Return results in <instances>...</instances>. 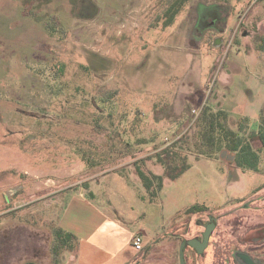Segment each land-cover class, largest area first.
<instances>
[{
  "label": "rangeland",
  "instance_id": "1",
  "mask_svg": "<svg viewBox=\"0 0 264 264\" xmlns=\"http://www.w3.org/2000/svg\"><path fill=\"white\" fill-rule=\"evenodd\" d=\"M174 1L0 0V264L68 262L73 241L54 250L43 221L103 172L145 194L117 197L145 213V246L167 236L141 264H178L180 239H201L209 217L208 245L186 248V264H247L241 254L264 264V150L249 128L264 122V0H188L163 27ZM206 110L249 141L255 170L237 166L223 137L203 140ZM168 146L189 169L146 190L136 171L163 176L155 155ZM194 205L205 210L186 214Z\"/></svg>",
  "mask_w": 264,
  "mask_h": 264
},
{
  "label": "crops",
  "instance_id": "2",
  "mask_svg": "<svg viewBox=\"0 0 264 264\" xmlns=\"http://www.w3.org/2000/svg\"><path fill=\"white\" fill-rule=\"evenodd\" d=\"M224 31V26L216 30L218 36L212 39L213 48L222 50L223 39L219 34ZM254 123L249 125L251 130H256L251 135H256L259 129V125L258 129H255ZM94 172L95 167L87 171L89 174ZM81 182L84 185L63 193L64 206L62 205L63 210L57 225L59 229L75 236L77 243L71 259L60 264H141L147 260L151 244L161 246L165 243L167 236L161 235L159 238L152 237L150 244L145 246L147 234L139 222L140 219H145V213L137 212L133 207L122 209L118 202V196L123 194L128 199L134 189L140 191L139 195L134 192L135 195L144 199L145 194L137 188L139 185L133 189L115 172H103L98 178L91 176ZM135 232L140 233L142 237L140 251H136L131 243ZM145 247L148 249L145 250ZM169 257L172 258L171 251L168 253V259Z\"/></svg>",
  "mask_w": 264,
  "mask_h": 264
},
{
  "label": "trees",
  "instance_id": "3",
  "mask_svg": "<svg viewBox=\"0 0 264 264\" xmlns=\"http://www.w3.org/2000/svg\"><path fill=\"white\" fill-rule=\"evenodd\" d=\"M187 1L188 0H175L171 5L168 6L165 11L166 20L163 23V27H168L173 23L175 16ZM225 116V113L222 111L212 113L209 110H206L203 112L202 117L200 118V125L203 129V140L211 142L216 135L223 137L224 141H227L228 144L230 143V145L227 146V150L235 154V162L237 166L255 170L258 158L255 151L253 150L249 141H241V139H239L238 135L235 132L220 123V118L225 119ZM250 136L258 138L262 145V149L264 150V122L260 125L258 131L256 132V135L252 134ZM173 148L174 147L168 146L155 155L157 163L164 168L163 176L153 175L150 178L141 170L137 169V175L146 190H153L154 186L155 190L153 191L156 192L157 190L159 192L163 186V177L167 178L170 181H174L189 169L186 158L181 157L176 151H174ZM63 206L61 207L57 216L55 215L54 218L52 217L53 219L51 218L49 222L45 220L43 222H45V225H48V227L51 229L50 233L54 238L53 240L57 244L54 250L63 248L67 243H70L72 241L74 243V247H72V249L75 250L77 243L76 237L59 229L57 225L59 215L63 210ZM204 210L205 207L194 205L186 209L185 213L189 215ZM32 218L36 217L34 216ZM38 220H42L41 217ZM182 241L183 240L180 239V243ZM64 250L70 251L69 248H65Z\"/></svg>",
  "mask_w": 264,
  "mask_h": 264
},
{
  "label": "water",
  "instance_id": "4",
  "mask_svg": "<svg viewBox=\"0 0 264 264\" xmlns=\"http://www.w3.org/2000/svg\"><path fill=\"white\" fill-rule=\"evenodd\" d=\"M221 158L228 162L233 160V156L229 155L226 151L222 152ZM215 223L216 219L214 217H209V221L203 226L204 231L201 235V239L184 240L180 243L178 247V264H186L184 258L186 248L192 249L197 255L203 254V251L208 245L209 237L215 227Z\"/></svg>",
  "mask_w": 264,
  "mask_h": 264
},
{
  "label": "built area",
  "instance_id": "5",
  "mask_svg": "<svg viewBox=\"0 0 264 264\" xmlns=\"http://www.w3.org/2000/svg\"><path fill=\"white\" fill-rule=\"evenodd\" d=\"M251 1L253 3H255L258 0H251ZM212 91H213V81H211L210 83L205 84L204 89H203L204 99L200 103V105H198V107L193 109L192 112H191L192 117L194 118V120H196L198 118V116L200 115V113L202 111V108H203V106L206 105V101L209 98V96L211 95ZM131 243H132L133 248L136 251L142 250V237H141V234L138 233V232L133 233L132 238H131Z\"/></svg>",
  "mask_w": 264,
  "mask_h": 264
},
{
  "label": "flooded vegetation",
  "instance_id": "6",
  "mask_svg": "<svg viewBox=\"0 0 264 264\" xmlns=\"http://www.w3.org/2000/svg\"><path fill=\"white\" fill-rule=\"evenodd\" d=\"M209 24H211V23H209ZM214 28L216 29V30H218V26L217 25H214ZM257 243H259L257 246V248H262V250H264V237L263 236H260L259 237V239H258V241H257ZM206 249V248H205ZM193 251V250H192ZM205 251V250H204ZM203 251V252H204ZM194 252V251H193ZM195 253V252H194ZM196 254V253H195ZM197 255V254H196ZM241 256V259H243L244 261H246L245 263H247V264H253V262L250 260V258L247 256V255H244V254H241L240 255ZM262 263V262H261Z\"/></svg>",
  "mask_w": 264,
  "mask_h": 264
}]
</instances>
